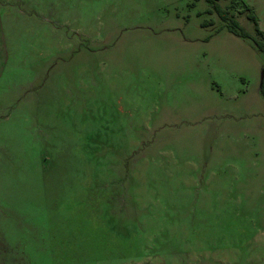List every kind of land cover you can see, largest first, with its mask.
<instances>
[{
	"label": "rangeland",
	"instance_id": "1",
	"mask_svg": "<svg viewBox=\"0 0 264 264\" xmlns=\"http://www.w3.org/2000/svg\"><path fill=\"white\" fill-rule=\"evenodd\" d=\"M210 9L0 0V264H264V53Z\"/></svg>",
	"mask_w": 264,
	"mask_h": 264
},
{
	"label": "trees",
	"instance_id": "2",
	"mask_svg": "<svg viewBox=\"0 0 264 264\" xmlns=\"http://www.w3.org/2000/svg\"><path fill=\"white\" fill-rule=\"evenodd\" d=\"M211 7V11L212 12H215L217 14V16L219 17V19L223 22H229V25H228V28H229V31L234 35V36H237L239 38H242V39H249L251 40L252 42V45L254 46V48L258 51V52H261V53H264V44H259L257 43L256 41L252 40L250 38V36L244 31L242 30V28L238 25V23L234 20V19H231L229 21L230 18H228L227 16V12L226 11H223L221 10L215 3V0H205ZM238 0H229V7H234L236 2ZM244 9L246 10L247 12V15H246V18L248 20H250L253 24H254V27H255V31H256V34L260 35L261 37L264 38V34L261 33L257 27H256V21H255V18L253 17L252 13H251V10L247 7H244ZM261 75H262V78L260 80V85H259V94L261 95V97L264 98V65H262V68H261Z\"/></svg>",
	"mask_w": 264,
	"mask_h": 264
},
{
	"label": "water",
	"instance_id": "3",
	"mask_svg": "<svg viewBox=\"0 0 264 264\" xmlns=\"http://www.w3.org/2000/svg\"><path fill=\"white\" fill-rule=\"evenodd\" d=\"M261 78H262V75H260V80H261Z\"/></svg>",
	"mask_w": 264,
	"mask_h": 264
}]
</instances>
